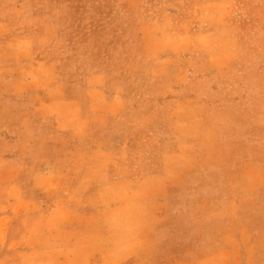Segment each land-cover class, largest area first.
Masks as SVG:
<instances>
[{"label": "rangeland", "instance_id": "1", "mask_svg": "<svg viewBox=\"0 0 264 264\" xmlns=\"http://www.w3.org/2000/svg\"><path fill=\"white\" fill-rule=\"evenodd\" d=\"M63 2L62 12L49 13L47 2H39L35 12L31 0H0V53L16 52L6 41L22 39L18 49L27 76L33 74L34 55L55 57L61 75L56 83L65 98L83 87L85 73L104 69L108 84L127 88L122 104L125 115L131 108L134 134L145 132L147 109L179 92L193 94L198 110L179 114L198 117V124L179 128L202 140L210 123L227 141L198 182L220 204L228 196L260 201L251 212L264 215V0H136L135 7L119 0ZM50 79L44 71L28 80L45 87ZM3 86L0 78V264H78V255L72 259L67 250L73 239L62 231L63 208L67 197L94 192L69 186L80 181L81 170L86 185L92 183L87 177L104 176L118 146L98 143L90 154L89 142L69 143L66 137L52 146L37 143L44 135L34 111L37 99L26 91L7 96ZM85 96L101 103L95 92ZM71 109L60 117L63 126L79 124ZM76 130L82 138L88 129ZM44 147H51V157H38ZM96 228L89 224L85 230L91 246L110 243L119 232ZM133 262L144 264L143 254Z\"/></svg>", "mask_w": 264, "mask_h": 264}, {"label": "crops", "instance_id": "2", "mask_svg": "<svg viewBox=\"0 0 264 264\" xmlns=\"http://www.w3.org/2000/svg\"><path fill=\"white\" fill-rule=\"evenodd\" d=\"M63 1L31 0L30 6L37 12L38 3L47 2L49 13L62 12ZM120 3L135 7L136 0H119ZM6 42L12 43L17 51L6 56L0 53V78L7 96H19L26 91L37 99L34 111L44 131L37 143L52 146L66 137L69 143L89 142L90 154L98 143L112 142L118 146L115 153L107 156L110 165L101 168L104 176L87 177L92 183L86 185L81 181L85 173L81 170L80 181L69 186L85 192L91 190L95 196L91 195L95 199L83 195L65 199L62 231L73 239L67 249L72 259L77 260L78 255V264H136L131 260L143 254L144 264H264V215L253 209L251 212L252 207L260 208L263 203L230 198L227 194L228 198L220 204L198 182L202 178L199 176L206 174L204 168L215 161L217 148L224 147L227 141L210 123L205 124L207 135L202 140L198 136L190 138L192 133L179 128L184 122L189 126L194 121L198 124V117L187 119L185 114L187 118L182 119L179 114L198 110L200 103L196 102L199 100L196 96L179 92L156 103L147 109L151 118L143 120L145 132L134 134L132 126L136 124L127 113L131 108L125 115L122 104L123 97L129 95L127 88L108 84L109 76L104 69L85 73L83 87L76 92L68 90L69 96L65 98L63 86L56 83L55 76L61 75L55 57L34 55L33 74L27 76L24 54L18 49L24 41L14 38ZM44 71L48 76L51 73L47 86L31 84L28 79ZM18 80L29 84L22 88L21 84L17 86ZM107 85H110L108 94ZM90 91L95 92L101 103L89 101L85 93ZM68 109L78 125L61 124L60 117ZM78 126L88 129L86 136H78ZM50 149L37 150L38 157H51L52 154H47ZM242 172L237 174L241 176ZM209 174L212 176L214 172ZM104 192L106 197L102 195ZM89 224H97L96 230L105 233L111 226L119 232L110 243L105 240L103 245L96 242L97 246H91L85 231ZM81 254L86 256L85 260ZM69 264L77 261L71 260Z\"/></svg>", "mask_w": 264, "mask_h": 264}]
</instances>
